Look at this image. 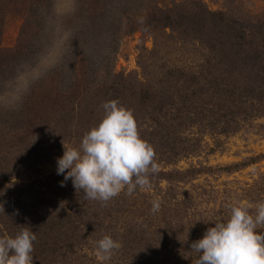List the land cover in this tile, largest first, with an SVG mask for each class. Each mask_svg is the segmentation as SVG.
Listing matches in <instances>:
<instances>
[{"label": "rangeland", "instance_id": "374dc122", "mask_svg": "<svg viewBox=\"0 0 264 264\" xmlns=\"http://www.w3.org/2000/svg\"><path fill=\"white\" fill-rule=\"evenodd\" d=\"M208 12L250 27V32L254 31L251 27H264V0H0V206L4 204L0 227L7 223L6 210L17 204L6 200L11 195L23 211L14 224L24 216L28 222H43L55 215L48 205L58 203L61 209V191L72 181L61 186L64 175L57 174V159L63 156L64 145L79 148L83 136L104 117L101 105L110 101L106 89L116 84V78L104 77L107 71L125 76L137 91L174 93L190 87L180 77L189 80V73L221 59L222 41L212 40L210 27L203 30ZM168 16L183 20L171 29L165 24ZM260 52L264 54V48ZM241 61L237 58L238 66ZM89 70H99L90 88L85 86L91 82L89 73L84 74ZM82 81L77 94L68 92ZM174 104L179 107L178 102ZM146 111L152 114V109ZM168 113L169 124V120H174L173 125L184 124L176 129L175 139L184 142L185 148L191 146L193 152L167 159L168 150L154 140L151 145L159 171L150 177V188L133 193L128 219L108 210L110 205L78 197L77 214L83 220L73 226L78 228L74 241L80 264H163L159 260L168 264L170 257L163 250L154 253L161 231L171 229L172 236L183 231L179 237L190 246L203 238L212 210L226 220L227 205L251 206L264 199V116L240 123L236 132L222 133V127L199 125L193 111L181 119L176 118L175 107ZM153 119L154 123L145 119L138 126L148 140V134L167 125L162 115ZM194 167L201 174L189 184L165 180V173L175 177ZM157 198L159 212L169 209L166 221L151 211V202ZM138 210L145 213L140 214V222L134 213ZM126 220L129 225H124ZM91 221L97 224L94 230L89 227ZM126 226L134 229V236L125 243H134L138 236L136 254L118 241L121 247L112 258L99 261L93 237L100 231L119 240L115 233L123 234ZM258 230L264 232V228ZM183 255L179 264H195L198 257L194 252L183 251Z\"/></svg>", "mask_w": 264, "mask_h": 264}, {"label": "trees", "instance_id": "16d2710c", "mask_svg": "<svg viewBox=\"0 0 264 264\" xmlns=\"http://www.w3.org/2000/svg\"><path fill=\"white\" fill-rule=\"evenodd\" d=\"M165 13L170 14L167 12ZM206 14L207 18L203 19V30L206 31V29L210 27L212 29V31H210L212 40L216 42L222 41L220 44L225 47V49L219 52L221 59L216 61L215 65H211V62L208 61L209 66H200V70L197 73H189L192 76L189 80L186 76L180 77L184 79L185 84L190 85L189 88H181L187 92L179 88L177 92L174 93H169L167 89L159 92L160 94H156V90L144 88H140V90L137 91L135 86L128 83L127 78L123 75L116 74L113 76V73L111 74L109 71L104 75V77L116 78L114 80L116 84H112L110 88L106 89V93L110 98L109 100H118L122 106L131 110L138 126L139 122L145 119L154 123L155 119H153V117L156 118L162 115L167 125L164 126L163 129L158 127L157 130L148 134L149 140L146 139V134L144 132L139 133L142 139L148 141L152 145L155 139L160 140L159 145L162 146L161 148L168 150L165 156L167 159H176L181 154L186 153V151L189 153L193 152L191 146H186L187 148L183 147L184 142L182 143L181 140H177L174 137L176 129L183 127L184 124L182 122H177L176 125H173L174 120H169L172 122V125L169 124L166 116H169L168 112L171 111L172 107L176 108V118H184V113L186 115H191L190 112L193 111V116L196 118L199 125L207 123V127L211 129L222 127V133L236 132L241 127L240 123H244L252 118L264 116V100H262L264 99V54L260 52L261 48H264V37H262V35H264V32H262L264 27H251L254 31L250 32V27L231 20H226L219 13L208 12ZM179 20L181 21L183 19L179 17L176 21L173 20L172 16H168L165 24L171 27V29H174L175 26L178 27L177 22H179ZM185 21L187 22V26L188 21ZM259 34H261L260 37H258ZM237 58L242 60V66H238ZM100 69L106 71V67L104 66ZM98 71L99 70H89L88 72H84V74L89 73L86 76L90 77V79H88L90 82L92 77L94 79L96 78ZM71 77L74 82H76L75 75ZM82 84L83 81L79 85H72L68 88V92L70 91L73 94H77L78 92H76L75 89L81 87ZM85 86L89 88L94 87L95 80L91 81L89 84L85 83ZM153 92L156 95H154ZM79 95L80 94H78V96ZM176 96L178 97L177 100ZM49 102L55 104V100L53 101L50 99ZM175 102L179 103V107H176V104H174ZM147 107L152 109V114L151 111H146ZM147 112H150V114ZM193 124L195 123H191V125ZM180 150L182 151L180 152ZM225 170L227 171V169ZM200 174V168L197 169L194 167L189 171L177 172L175 177L169 172L165 173V180L173 184H189L196 177L200 176ZM61 193L63 202L61 209L59 210L58 203H56L54 207L48 205V209L55 215L47 217L41 223H34V220L31 219L28 222L24 216L23 221L14 224V219H18L23 211L19 208L20 202L12 198V195L6 198L7 201L12 199V201L17 204H13V206H10L6 210L7 216L5 217L7 223H2L3 228L0 227V236L14 237L22 227H30L37 236V240L34 242V251L32 253L33 263L80 264L79 259H77L75 255L79 246L78 243L74 241V236L78 228L73 225H75V221L76 223H80L83 220V216L79 217L77 214V209L80 207H77L75 204L77 198L83 195V190L77 193L73 184L69 183L67 189H64ZM133 200V194L128 195L126 191H122L118 196L104 205L106 207L110 205L108 210L112 212L116 211V213L122 214L124 219H128L132 211L131 208L133 207V204H130V202ZM3 206L4 204L0 206V209ZM65 209H68L69 212L71 211L70 215H68ZM168 210V207H164L162 212H157L155 215H157L156 217H164L163 220L166 221ZM2 212L3 211H1L0 214ZM134 213H136V220L139 222L142 218L140 214H145L144 212L140 213V210ZM108 215L111 216L112 214L108 213ZM209 216L211 220L207 221L209 225L208 228L215 226L214 221L224 220V217L219 218V214L216 213V210H212V214H209ZM125 223L124 225H129L127 220ZM95 225L97 224L91 221L89 227L94 230ZM103 225L104 223L102 221L98 224L100 230ZM127 228H123V234L115 233L119 240H116V237H113V239L122 241V244L125 246V249L127 248L128 252L135 253L139 247L138 236L134 238V243H130L131 246L125 243L131 236H134L132 235V230L134 229L131 227ZM206 230L202 233L203 236ZM171 231L173 230L167 228V230L159 233V246H157L158 243L155 242L156 248L154 253L156 254L158 249L163 250L165 256L170 257L168 264H179V258H183L184 256L183 251L187 253L194 251H192L190 246L179 237L183 231L177 234L174 233L173 236L170 234ZM98 235L97 238L93 237L94 241L92 243L94 248L97 247V242L104 236L100 231ZM160 241H162V244H160ZM164 241L166 244H163ZM158 262L166 264L164 260H159Z\"/></svg>", "mask_w": 264, "mask_h": 264}, {"label": "clouds", "instance_id": "9594fccd", "mask_svg": "<svg viewBox=\"0 0 264 264\" xmlns=\"http://www.w3.org/2000/svg\"><path fill=\"white\" fill-rule=\"evenodd\" d=\"M104 117L82 138L79 148L65 147L57 159V174L71 179L85 201L107 204L122 191L133 194L137 188H150V177L159 171L155 149L142 139L133 112L118 100L104 102ZM67 170V171H66ZM153 214L161 201L152 202ZM226 220L214 221L203 238L191 243L198 254L195 264H264V199L254 205L235 202L227 205ZM207 223V222H206ZM35 232L24 226L14 236H0V264H33ZM121 244L105 235L97 242L96 257L109 261Z\"/></svg>", "mask_w": 264, "mask_h": 264}]
</instances>
